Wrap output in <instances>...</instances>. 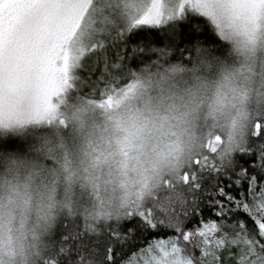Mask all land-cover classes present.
<instances>
[{"label": "snow or ice", "instance_id": "1", "mask_svg": "<svg viewBox=\"0 0 264 264\" xmlns=\"http://www.w3.org/2000/svg\"><path fill=\"white\" fill-rule=\"evenodd\" d=\"M188 80L150 157L125 113ZM0 160L51 177L35 264H264V0H0Z\"/></svg>", "mask_w": 264, "mask_h": 264}, {"label": "clouds", "instance_id": "2", "mask_svg": "<svg viewBox=\"0 0 264 264\" xmlns=\"http://www.w3.org/2000/svg\"><path fill=\"white\" fill-rule=\"evenodd\" d=\"M193 83L188 80L187 83L180 82L177 87L171 91L154 90L151 103L147 108L143 101L137 104L141 112L125 113V119L132 124H138L142 128V142L146 152L150 157H155L159 153L166 152L169 142L174 139L173 132L179 134L181 124L175 118L177 114L185 111V105L188 103V97L184 92L185 88L192 87ZM206 103V102H205ZM206 112V106L201 110V118ZM228 120L227 112L220 116V124L224 125ZM217 131L224 135L227 132L226 127L218 128ZM29 163L36 162L37 166L45 163L44 157L34 151L24 154ZM24 170H21L20 176L23 179ZM11 179L7 168L0 160V215H2L3 228L0 229V243L3 244L5 264H35L32 257L33 245L37 243L34 236H38L40 241L45 240L46 233L43 230L44 214L47 208L44 206L42 194L44 185L51 179L45 172L42 176H33L30 193L28 194L29 203L24 204L25 194L21 189L20 194L11 192L4 184V178ZM12 197L14 203L9 202ZM63 198V183L57 185V199ZM55 209L53 213L55 214ZM11 252L12 258L8 259V253Z\"/></svg>", "mask_w": 264, "mask_h": 264}, {"label": "trees", "instance_id": "3", "mask_svg": "<svg viewBox=\"0 0 264 264\" xmlns=\"http://www.w3.org/2000/svg\"><path fill=\"white\" fill-rule=\"evenodd\" d=\"M199 22V21H198ZM208 41H211V40H215V39H218V38H216V37H214V36H208ZM156 44H157V46H163L162 45V43L160 42V41H156ZM206 46H207V41H206ZM175 62V61H174ZM85 91H87V89H85ZM65 223H67V221H65ZM83 225H82V222H81V227H82Z\"/></svg>", "mask_w": 264, "mask_h": 264}]
</instances>
